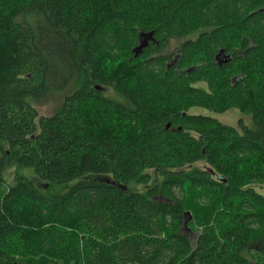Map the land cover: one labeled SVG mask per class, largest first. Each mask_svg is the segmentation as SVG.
<instances>
[{"label":"trees","instance_id":"obj_1","mask_svg":"<svg viewBox=\"0 0 264 264\" xmlns=\"http://www.w3.org/2000/svg\"><path fill=\"white\" fill-rule=\"evenodd\" d=\"M257 187L264 0H0V264H264Z\"/></svg>","mask_w":264,"mask_h":264},{"label":"rangeland","instance_id":"obj_2","mask_svg":"<svg viewBox=\"0 0 264 264\" xmlns=\"http://www.w3.org/2000/svg\"><path fill=\"white\" fill-rule=\"evenodd\" d=\"M178 44H179L178 41L172 42V47H171L172 49H171L170 53H175L176 47L178 46ZM200 86L205 87L204 84H201ZM60 101H61L60 98L52 99V100H49L48 102H45L41 105H38L37 110H38L39 115L40 116L51 115L56 110V108L59 106ZM190 113H192L194 115L210 116L214 119H217L218 121H220L224 125H228V126H232V127H236L240 120H243L245 122H249V120H250V117L248 115L243 114L239 109L233 108V107H230L225 114H215V113H211L209 111H206L204 109H194ZM198 167L203 169L205 166H204V164H198ZM16 176L27 177L28 179H30L34 183H36V185H38V186L41 185V183L36 179L35 174L32 170H30V169H21V170L10 169L5 174L6 186L12 185ZM256 189L259 193L264 195V188L257 187ZM59 190H61V189H58V188L55 189V191H59ZM207 207H209V206H207ZM190 213H189V216L185 217L184 223L185 222L188 223L189 220L193 219V215ZM204 223H205V221L203 219H201L200 221H197V220L194 221V225L196 228H200L201 226L204 225ZM183 234L189 235L192 243L195 242L197 235H198V234L192 233L188 229H184Z\"/></svg>","mask_w":264,"mask_h":264},{"label":"water","instance_id":"obj_3","mask_svg":"<svg viewBox=\"0 0 264 264\" xmlns=\"http://www.w3.org/2000/svg\"><path fill=\"white\" fill-rule=\"evenodd\" d=\"M150 43L158 45V42L154 39V33L153 32H150V33L141 32L139 34L138 44H137L136 48L133 51L135 56H138V55L142 54L144 49H146L150 45ZM176 60H174V62L170 66H173L176 63ZM225 60H226L225 61L226 63L229 62V58H226ZM188 71L189 72H193V71H195V68L194 69H190ZM97 89L101 90L100 88H97ZM186 216H189V214H186ZM184 226L185 227L187 226L186 222L184 223Z\"/></svg>","mask_w":264,"mask_h":264}]
</instances>
